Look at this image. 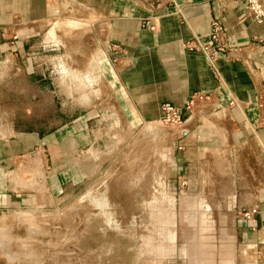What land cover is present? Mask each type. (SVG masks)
Wrapping results in <instances>:
<instances>
[{
    "label": "crops",
    "instance_id": "0c3cea01",
    "mask_svg": "<svg viewBox=\"0 0 264 264\" xmlns=\"http://www.w3.org/2000/svg\"><path fill=\"white\" fill-rule=\"evenodd\" d=\"M63 3L0 0V69L11 65L13 80H32L30 91L15 90L23 101L34 92L32 111H42L49 95L56 97L51 79L56 55L37 53L55 45L41 37L44 30L68 8L79 7L86 18H95L102 32L100 56L85 61L89 66L83 68L80 102L63 100L58 124L47 130L27 128L15 115L7 119L6 107L0 106V223L10 211L55 203L85 184L88 192L96 189L93 181L102 173L112 139L138 127H147L143 133L149 139V126L161 123L164 102L184 108L203 92L211 99L196 100L191 111H184L185 122L168 129L165 150L172 153V173L187 176L202 195L189 206L204 216L198 221L201 237L202 223L215 230L213 207L230 208V236L226 229L220 236L230 240L217 245L215 231L206 233V239L216 242L202 256L210 264H257L253 255L264 250V21L255 22L247 4L234 0ZM213 20L224 26L229 46L216 61L220 78L201 50L186 46L196 38L208 43ZM189 202L185 198L183 206ZM255 206L259 213L253 229L241 213ZM219 218L227 221L225 215Z\"/></svg>",
    "mask_w": 264,
    "mask_h": 264
},
{
    "label": "rangeland",
    "instance_id": "374dc122",
    "mask_svg": "<svg viewBox=\"0 0 264 264\" xmlns=\"http://www.w3.org/2000/svg\"><path fill=\"white\" fill-rule=\"evenodd\" d=\"M63 4H67L66 0ZM86 16L87 12L79 7L68 8L41 36L55 45L40 48L37 53L59 58L51 78L56 97L44 98L42 111L30 108V103L37 99L34 92L33 96L29 94L32 80H13L11 65L0 69V76L8 73L0 77V106L6 107L2 109L7 119L15 115L16 120L28 124L27 128L35 125L47 130L61 121L63 100L80 102V88L84 86L81 76L83 68L89 66L85 61L97 53L100 56L102 50V32L95 18ZM90 70L96 76L94 63ZM17 87L29 90L25 93L29 94L26 101L16 93ZM15 107L19 109L14 111ZM143 129L135 128L132 134L110 141L107 156L102 160V173L93 181L98 185L103 181L102 186L88 192L90 187L85 184L55 203L5 214L0 223V264H210L201 251L212 250L210 243L216 241L206 239L205 235L215 231L217 245L230 240L220 237H224L225 229L230 236V208L213 207L217 225L213 230L214 225L202 223L201 237L198 221L204 220V216L189 206L202 195L192 189L187 176L172 173V153L165 150L170 145L169 126H149V139H144L147 133ZM127 198L132 206H127ZM144 198L145 203L149 202L145 208ZM185 198H190L188 207L183 206ZM220 214L227 218L224 224ZM218 254L215 256L219 257ZM253 257L257 264H264V250Z\"/></svg>",
    "mask_w": 264,
    "mask_h": 264
},
{
    "label": "built area",
    "instance_id": "2783aa9c",
    "mask_svg": "<svg viewBox=\"0 0 264 264\" xmlns=\"http://www.w3.org/2000/svg\"><path fill=\"white\" fill-rule=\"evenodd\" d=\"M234 1L245 2L255 22L262 23L264 21V3L262 0ZM186 46L191 50H201L205 54L213 72L217 77H221L216 61L219 55L225 53L228 50L229 46L226 38V30L220 21H212L208 43H203L199 38H196L195 40L188 42ZM210 99V94L198 92L190 98V100L185 104L184 108H179L170 102H164L161 105L160 122L163 125L169 127L180 126L185 122L184 111H191L196 100L209 101ZM261 106L264 107V102L261 103ZM258 213L259 207H250L241 213V217L243 220L250 222L253 229H256Z\"/></svg>",
    "mask_w": 264,
    "mask_h": 264
},
{
    "label": "flooded vegetation",
    "instance_id": "af4514ba",
    "mask_svg": "<svg viewBox=\"0 0 264 264\" xmlns=\"http://www.w3.org/2000/svg\"><path fill=\"white\" fill-rule=\"evenodd\" d=\"M142 202H143V206H142L143 208H145V205H146V206H147V204L149 205V202L145 203V202H146V201H145V198L143 199ZM139 205H140V204H139ZM143 213H144V211L142 212V215H143ZM133 221H134V219H133ZM135 222H136V221H135ZM133 225H134V222H133ZM143 226H144L145 228H147L146 222H144V221H143ZM148 238H149V236L147 237V239H148ZM147 239H146V240H147ZM146 240H145V242H146ZM145 244H146V243H145Z\"/></svg>",
    "mask_w": 264,
    "mask_h": 264
}]
</instances>
